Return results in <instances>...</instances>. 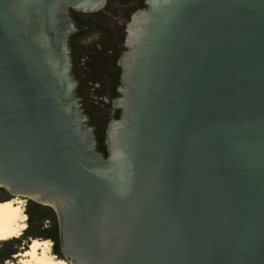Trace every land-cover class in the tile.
Returning a JSON list of instances; mask_svg holds the SVG:
<instances>
[{"label":"water","instance_id":"obj_1","mask_svg":"<svg viewBox=\"0 0 264 264\" xmlns=\"http://www.w3.org/2000/svg\"><path fill=\"white\" fill-rule=\"evenodd\" d=\"M105 1L0 0V189L54 209L74 264H264V0H153L109 158L64 29Z\"/></svg>","mask_w":264,"mask_h":264},{"label":"flooded vegetation","instance_id":"obj_2","mask_svg":"<svg viewBox=\"0 0 264 264\" xmlns=\"http://www.w3.org/2000/svg\"><path fill=\"white\" fill-rule=\"evenodd\" d=\"M156 9L153 0H106L94 11L72 9L76 30L64 28L71 33L68 47L76 94L82 101L88 125L93 128L97 148L106 158L111 154L115 125L129 113L134 100L145 41L152 30ZM131 31L136 37L128 39ZM126 95L130 102L123 105ZM92 108L96 111L92 112ZM58 224L60 228L59 219ZM60 241L62 257L74 264V255H66L62 238Z\"/></svg>","mask_w":264,"mask_h":264},{"label":"trees","instance_id":"obj_3","mask_svg":"<svg viewBox=\"0 0 264 264\" xmlns=\"http://www.w3.org/2000/svg\"><path fill=\"white\" fill-rule=\"evenodd\" d=\"M11 197L5 189H0V202L8 201ZM27 228L18 237L0 242V264L15 262L14 255L28 249L34 240L52 241L53 255L64 260L60 249L61 232L57 214L53 208L27 200L25 206Z\"/></svg>","mask_w":264,"mask_h":264},{"label":"bare ground","instance_id":"obj_4","mask_svg":"<svg viewBox=\"0 0 264 264\" xmlns=\"http://www.w3.org/2000/svg\"><path fill=\"white\" fill-rule=\"evenodd\" d=\"M26 215L21 202L8 200L0 202V242L18 237L26 228ZM17 264H66L51 254L49 241L34 240L21 253Z\"/></svg>","mask_w":264,"mask_h":264},{"label":"rangeland","instance_id":"obj_5","mask_svg":"<svg viewBox=\"0 0 264 264\" xmlns=\"http://www.w3.org/2000/svg\"><path fill=\"white\" fill-rule=\"evenodd\" d=\"M27 199L26 197H11L10 200H15L16 202H21V206L23 207V212L25 213V206H26V203H27ZM26 215V214H25ZM27 215H26V228H27ZM49 241V240H47ZM50 244H51V254H53V242L52 241H49ZM21 253H24V251H20L18 254L14 255V259H15V262H12L10 264H17V262L22 258L21 257ZM55 256V255H54ZM56 258H58L57 256H55ZM66 264H69L66 260H63Z\"/></svg>","mask_w":264,"mask_h":264}]
</instances>
